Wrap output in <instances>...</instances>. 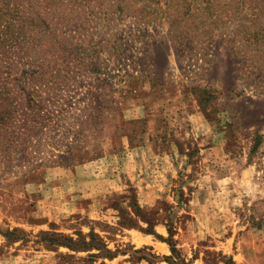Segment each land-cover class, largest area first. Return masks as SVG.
I'll return each instance as SVG.
<instances>
[{
    "label": "rangeland",
    "instance_id": "rangeland-1",
    "mask_svg": "<svg viewBox=\"0 0 264 264\" xmlns=\"http://www.w3.org/2000/svg\"><path fill=\"white\" fill-rule=\"evenodd\" d=\"M264 0H0V264H264Z\"/></svg>",
    "mask_w": 264,
    "mask_h": 264
},
{
    "label": "trees",
    "instance_id": "trees-1",
    "mask_svg": "<svg viewBox=\"0 0 264 264\" xmlns=\"http://www.w3.org/2000/svg\"><path fill=\"white\" fill-rule=\"evenodd\" d=\"M263 136H264V135L258 134V136H257V138H256V142H255V144H254V147H253L252 151H254V150L257 148V146H258V144H259V142H260V140H261V138H262Z\"/></svg>",
    "mask_w": 264,
    "mask_h": 264
}]
</instances>
